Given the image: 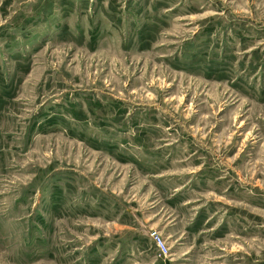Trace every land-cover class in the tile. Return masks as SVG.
<instances>
[{
  "label": "rangeland",
  "instance_id": "1",
  "mask_svg": "<svg viewBox=\"0 0 264 264\" xmlns=\"http://www.w3.org/2000/svg\"><path fill=\"white\" fill-rule=\"evenodd\" d=\"M0 264H264V0H0Z\"/></svg>",
  "mask_w": 264,
  "mask_h": 264
},
{
  "label": "built area",
  "instance_id": "2",
  "mask_svg": "<svg viewBox=\"0 0 264 264\" xmlns=\"http://www.w3.org/2000/svg\"><path fill=\"white\" fill-rule=\"evenodd\" d=\"M157 244H158V245H157L158 247L160 246V248H162V249L164 250V252H166L165 245H164V243L162 242V239H161V238H159Z\"/></svg>",
  "mask_w": 264,
  "mask_h": 264
}]
</instances>
